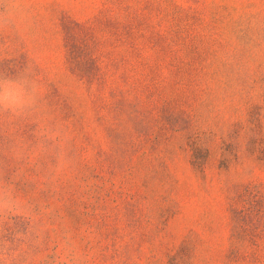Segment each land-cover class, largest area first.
Returning a JSON list of instances; mask_svg holds the SVG:
<instances>
[{
    "label": "rangeland",
    "instance_id": "rangeland-1",
    "mask_svg": "<svg viewBox=\"0 0 264 264\" xmlns=\"http://www.w3.org/2000/svg\"><path fill=\"white\" fill-rule=\"evenodd\" d=\"M0 264H264V0H0Z\"/></svg>",
    "mask_w": 264,
    "mask_h": 264
}]
</instances>
